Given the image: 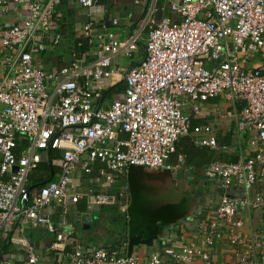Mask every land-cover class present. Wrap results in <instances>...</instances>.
I'll return each mask as SVG.
<instances>
[{"label": "built area", "instance_id": "2783aa9c", "mask_svg": "<svg viewBox=\"0 0 264 264\" xmlns=\"http://www.w3.org/2000/svg\"><path fill=\"white\" fill-rule=\"evenodd\" d=\"M78 2L91 7L94 0ZM10 4L28 5V11L19 23L0 29V239L18 251L3 254L0 264H215L210 250L225 229L230 245L239 242L235 230L242 221L236 214L264 211V189L247 192L264 180V0H170L178 20H155L152 2L146 19L124 40L87 22L82 32L93 55L72 52L55 70L35 64L36 56L62 42L52 28L54 0H0V17ZM139 45L143 56L129 64L125 88L106 104L103 91L119 73L114 58L132 59ZM179 96L195 103L221 96L240 101L236 133L252 147V154L235 162L213 161L204 169L223 193L212 217L198 220V242L165 244L143 257L125 251L126 242L118 249L86 247L66 230L57 231L47 208L75 204L82 196L88 208L114 206L128 219L126 184L114 192L90 188L82 194L72 174L77 165L89 174L99 163L97 175L107 189L118 186L132 166L166 167L176 141L191 130ZM192 110L200 109L194 104ZM191 131L209 134L211 127ZM22 142L26 146L16 154ZM196 142L217 147L212 135ZM49 150L58 152L50 159L58 173L40 187H28L29 173ZM232 186L246 192L229 195ZM29 227L53 235L44 256L26 236ZM251 246L254 254L239 251L236 264H264V240Z\"/></svg>", "mask_w": 264, "mask_h": 264}, {"label": "crops", "instance_id": "0c3cea01", "mask_svg": "<svg viewBox=\"0 0 264 264\" xmlns=\"http://www.w3.org/2000/svg\"><path fill=\"white\" fill-rule=\"evenodd\" d=\"M152 2L157 10L152 15L155 20L163 17L179 19L169 8L170 0H94L91 7L81 5L78 0H54L52 28L54 32H62L63 42H70L73 39L83 38L82 26L91 22L94 30L98 32L108 30L113 32L118 40H124L130 30L138 27L146 19ZM27 11L28 5L10 4L0 17V29L8 24L19 23ZM146 31L147 28L142 32L141 42L144 41ZM56 47L36 56L35 64L42 65L45 70H55L66 63L69 55L65 50ZM92 52L94 53L90 46L87 59ZM142 56L141 45L125 65L122 63L125 56L117 55L113 64L118 67L119 73L114 76L113 84L123 80V74L129 64ZM118 93L108 98L104 97L106 104ZM177 99L185 102L183 111L190 116L191 128L193 125L211 127L209 134H195L190 131L188 135L195 145L203 146L196 140L209 135L214 136L216 142L217 137L221 139L228 135L230 140L233 139L230 145L222 148L217 143L216 148L208 147L221 152L225 159H231L233 156L239 159L240 156L252 154L248 137L237 134L235 129L236 116L242 107L240 101L228 102L220 106L221 97L197 103L187 100L185 96H179ZM194 104L199 107V113L193 112ZM21 144H24L23 149L26 143ZM173 154L174 152L164 168L149 169L139 166L128 168L127 175L116 186L118 188L127 185L128 219L124 214H119L118 210H115L117 214L114 213L109 206L88 208L85 197L82 196L78 201L79 204L77 202L58 206L53 203L47 208L56 230H66L69 238L77 239L76 241L86 247L118 249L122 242H126L125 251L136 252L143 257L149 252L160 250L165 244L179 246L183 242H198L197 222L212 217L213 206L223 190L218 182L205 177L204 170L186 166L180 154L175 156ZM47 157V153L43 152L42 161H47ZM99 166V163H95L89 174L84 173L80 165L76 166L72 178L77 191L86 194L90 188L110 192L117 189L115 186L102 188L103 182L96 170ZM58 171L56 167L52 177ZM258 189H264V180L253 185L247 192L252 195ZM245 192L243 188L237 186H232L226 191L232 196H242ZM80 205H83L85 210L78 211ZM236 218L242 221V226L235 230L240 236L239 242L235 246L230 245L227 239L228 229H225L223 239L216 242L210 250L215 264H236L239 251L245 249L254 254L252 241L264 240V211L246 210L236 214ZM26 234L35 251L42 256L46 254V245L54 239L44 227H29L26 229ZM7 245V253L15 256L18 252L15 244L7 243Z\"/></svg>", "mask_w": 264, "mask_h": 264}, {"label": "trees", "instance_id": "16d2710c", "mask_svg": "<svg viewBox=\"0 0 264 264\" xmlns=\"http://www.w3.org/2000/svg\"><path fill=\"white\" fill-rule=\"evenodd\" d=\"M60 32V31H59ZM62 34V32H60ZM63 35V34H62ZM63 49L65 52L70 55V53L74 52L76 54L81 53H88L90 49V44L88 43L87 38H77L73 39L70 42H61L60 45L56 47V49ZM123 88H125V81L119 80V82H116L111 87L103 91V97L108 98L113 96L114 93H118L120 91H123ZM195 127V125H193ZM190 128L191 130L194 128ZM197 126V125H196ZM190 130V131H191ZM233 139L230 140V137L227 135V137L219 139L217 137V143L220 147L230 145L233 141ZM21 143L18 144V146L15 149V153L18 154L19 151L22 149ZM58 152L56 150H49L47 152V161H41L35 169H33L27 178V186L32 187H40L43 184H45L49 179L52 178V174L56 172V167L51 165L50 159L57 156ZM181 155L184 159V164L186 166H189L190 168L194 169H202L204 170L206 166L217 160H226L228 162H235L238 160L237 156L231 157V159H225L223 157V154L221 152H218L216 150H213L209 148L208 146H197L194 144L193 140L189 135L182 136L179 138L175 143V155ZM97 170V168H96ZM116 187V186H115ZM117 188V187H116ZM110 192V191H109ZM114 192V191H111ZM79 204V202L77 203ZM114 213L117 214L115 210H117L114 206H109ZM78 211L85 210L83 205H80ZM121 214V212L119 213ZM123 215V213H122ZM121 215V216H122ZM86 217V216H85ZM58 218V217H57ZM56 219V218H55ZM75 239V238H74ZM77 240V239H76ZM112 248V247H109ZM8 252V245L7 241L0 239V259L3 256V254H6Z\"/></svg>", "mask_w": 264, "mask_h": 264}, {"label": "rangeland", "instance_id": "374dc122", "mask_svg": "<svg viewBox=\"0 0 264 264\" xmlns=\"http://www.w3.org/2000/svg\"><path fill=\"white\" fill-rule=\"evenodd\" d=\"M119 57H120V56H119ZM118 59H120V58H118ZM128 61H129V59L124 57L123 60H122L123 65H125ZM228 102H229V101H227V100L224 98V96H221V99H220V101H219L220 106H223L224 103H228Z\"/></svg>", "mask_w": 264, "mask_h": 264}]
</instances>
